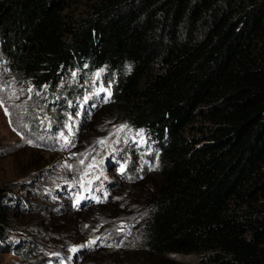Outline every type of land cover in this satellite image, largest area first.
I'll return each mask as SVG.
<instances>
[{
  "label": "trees",
  "instance_id": "obj_1",
  "mask_svg": "<svg viewBox=\"0 0 264 264\" xmlns=\"http://www.w3.org/2000/svg\"><path fill=\"white\" fill-rule=\"evenodd\" d=\"M0 71L56 118L111 83L104 109L155 164L131 264H264V0H0ZM6 190L3 252L10 212L39 207Z\"/></svg>",
  "mask_w": 264,
  "mask_h": 264
},
{
  "label": "rangeland",
  "instance_id": "obj_2",
  "mask_svg": "<svg viewBox=\"0 0 264 264\" xmlns=\"http://www.w3.org/2000/svg\"><path fill=\"white\" fill-rule=\"evenodd\" d=\"M100 87L81 90L77 106L56 118L43 109L29 112V78L16 81L0 71V188L12 204L23 198L28 206L39 205L32 212H10L8 238L15 243L0 251V264H131L125 251L144 214L155 164H145L151 151L128 139L126 128L117 131L120 116L104 109L105 96H94ZM85 97L95 107L86 106ZM81 195L84 201L74 207ZM93 239L92 247H79ZM23 244L29 247L21 249ZM168 257L178 264L198 261L196 255Z\"/></svg>",
  "mask_w": 264,
  "mask_h": 264
},
{
  "label": "snow or ice",
  "instance_id": "obj_3",
  "mask_svg": "<svg viewBox=\"0 0 264 264\" xmlns=\"http://www.w3.org/2000/svg\"><path fill=\"white\" fill-rule=\"evenodd\" d=\"M104 71H105V68H100V69H98L97 71H96V73L94 74V76H95V78L97 79V80H99L100 79V77H101V75H102V73H104ZM73 76H75L76 75V73L74 72L73 74H72ZM45 87H47L46 85H45ZM29 91L31 92V91H33V89H29ZM100 92H104V93H106V97H105V102H107L110 98H111V95H112V93H111V83H109V85H108V87L107 88H105V87H100L99 89H97V91H96V93H95V95H99V93ZM87 99H89V97H85V100H87ZM0 106H2V101H0ZM93 107H95V105H93ZM5 113H6V115H7V109H5ZM69 127V134L70 135H74V133H72V130H71V126H68ZM127 127V125L125 124V125H121L120 126V128L117 130V131H123L125 128ZM143 129H141V130H139V132L137 133L138 135H140L141 136V142H143ZM61 136L63 137V139H64V141H65V144H67L68 142H69V137L68 136H65L63 133H61ZM105 141L104 140H99V141H97V143H104ZM27 143H29V144H31V143H33L31 140H28L27 141ZM151 170H155V167H153ZM119 171L121 172V173H123L124 171H125V167L123 166V165H121V167H120V169H119ZM85 199V197L84 196H77L76 197V200H75V203H74V207H79L80 206V203H81V201L82 200H84ZM105 199H107V196H105ZM97 202L99 203V202H101L99 199H97ZM85 227H87V225H85ZM97 239H99V238H97ZM96 244V240L95 239H93V240H89V241H87V243L85 244V245H81V246H79V247H92L93 245H95ZM109 246H111V245H109ZM78 249L76 248V247H73L72 249H71V251L72 252H76Z\"/></svg>",
  "mask_w": 264,
  "mask_h": 264
},
{
  "label": "bare ground",
  "instance_id": "obj_4",
  "mask_svg": "<svg viewBox=\"0 0 264 264\" xmlns=\"http://www.w3.org/2000/svg\"><path fill=\"white\" fill-rule=\"evenodd\" d=\"M83 201H84V200H82L81 203H82ZM81 203H80V204H81Z\"/></svg>",
  "mask_w": 264,
  "mask_h": 264
}]
</instances>
